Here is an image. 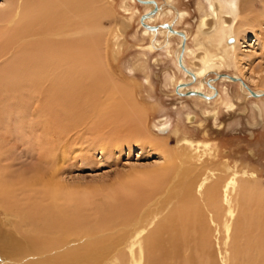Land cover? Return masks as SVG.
<instances>
[{
	"label": "bare ground",
	"instance_id": "6f19581e",
	"mask_svg": "<svg viewBox=\"0 0 264 264\" xmlns=\"http://www.w3.org/2000/svg\"><path fill=\"white\" fill-rule=\"evenodd\" d=\"M5 1L0 8V96L4 107L11 115L17 108L25 114L32 96L43 93L47 104L42 101L41 111L54 106L53 117L46 112L43 121L49 125L46 134L66 141L70 131L91 118L86 107L93 101L94 90L88 93L86 89L99 70L94 68L95 56L103 41L94 24L105 6L101 0ZM131 1L147 7L139 18L143 33L151 36L146 50L162 49L171 55L173 38H180L174 63L186 79L170 77L178 95H194L207 102L222 99L231 107L232 97L219 87V80H227L239 82L248 97H264L263 88L253 87L242 71V56L250 55L243 46L249 44L251 33L258 39L257 28L264 25V0H204L209 3L207 10L199 0L205 14L198 25L196 48L189 44L188 30L178 28L187 13L174 0ZM127 5L123 4L126 9ZM156 5L157 10L151 12ZM165 17L171 18L152 24ZM166 22L172 28L164 26ZM224 64L238 71L221 72ZM212 73L216 76L210 77ZM231 76L243 78L247 85ZM109 105L115 108V104ZM122 108L116 107L120 115ZM194 118L195 114L188 115L190 121ZM25 121L19 123L23 130L29 127ZM161 130L167 132L169 127ZM149 138L153 147L166 145ZM47 147L41 144L38 165L19 174L9 171L10 157L0 149V264H264V189L240 179L227 163H198L192 151L164 154L165 161L152 175L149 172L151 178L129 190L132 195L118 193L115 202L93 205L90 186L75 185L62 176L61 163L71 147ZM155 196L160 198L159 207L144 208ZM166 207L168 212L156 222Z\"/></svg>",
	"mask_w": 264,
	"mask_h": 264
},
{
	"label": "rangeland",
	"instance_id": "374dc122",
	"mask_svg": "<svg viewBox=\"0 0 264 264\" xmlns=\"http://www.w3.org/2000/svg\"><path fill=\"white\" fill-rule=\"evenodd\" d=\"M198 1L174 0L175 6L187 13L179 22L178 28L188 30L191 35L189 44L193 48L197 47L199 37L196 39V33L205 14L204 9H209L208 2L201 0L204 7L201 9V1ZM225 1L227 2L223 0L224 3ZM6 3L5 0H0V8ZM124 3L128 4V9L123 6ZM100 4L105 6L103 14L97 17L94 24L99 33L103 34L100 50L96 54L98 57L95 56L98 64L95 63L94 68L99 70L94 74V82H88L90 86L86 91L89 93L93 89L92 96H95L97 86L100 84L101 87L96 93L97 99L90 95L93 101L85 106L91 118L87 117L85 124L82 122L79 127L70 131L67 136L69 139L60 142L46 134L49 125L43 124V121L47 114L53 117L54 106L52 103L48 104V107L53 108L47 110V114L44 110L41 111L42 101L47 104L43 93L32 96L25 114L17 112V108L14 115L5 109L0 96V149L3 148L2 152H7L6 155L10 157L9 171L19 174L24 169L38 165L41 144L56 149L66 144L71 147V151L67 153L68 149H65L68 157L61 163L63 178L78 186H90L93 191L91 203L93 201V205H103L106 201L115 202L114 197L118 193L129 197L133 192L129 190L145 184L156 167L165 161L162 155L192 151L198 163H227L230 170L238 173L240 179L264 189V97H248L243 93L239 82L227 80H219V87L223 91L227 90L232 97L231 107L222 103V99L207 102L194 95H178L175 92V82L170 77H174L176 81L186 79L174 63L180 50V38H173L171 55H166L162 49L148 51L146 46L151 41V36L143 33L144 28L139 20L147 7L131 0H101ZM168 18L171 17L157 19L152 24L168 21ZM210 21L208 23L212 25L213 20ZM257 32L259 38L251 33V36L248 35L249 44L243 46L244 50L249 49L250 55L242 56V63L247 67L242 71L249 77L253 87L264 90V25L257 28ZM159 37L164 39L163 36ZM219 70L231 74L238 71L234 66L226 64ZM215 76V73L210 74V77ZM99 103L105 107L104 110ZM109 104H115V108L111 109ZM118 106L123 107L121 115L116 109ZM190 113L192 116L195 114L192 121L188 119ZM61 114L59 110V115ZM103 119L105 123H101ZM23 120L29 126L24 130L19 126ZM112 121H116L117 126ZM34 123L39 124L34 126ZM90 124L93 129L88 126ZM164 126H168L169 131L162 132L161 128ZM110 137L117 140V143ZM149 137L151 141L158 139L166 145L162 149L153 147ZM40 139H43L42 143ZM158 198L151 197L144 208L152 210L159 207ZM167 212L168 207L159 212L156 222ZM146 232L147 230L144 234Z\"/></svg>",
	"mask_w": 264,
	"mask_h": 264
},
{
	"label": "water",
	"instance_id": "95a60500",
	"mask_svg": "<svg viewBox=\"0 0 264 264\" xmlns=\"http://www.w3.org/2000/svg\"><path fill=\"white\" fill-rule=\"evenodd\" d=\"M142 1H151V2H155L156 3V1L155 0H142ZM157 10V5L151 10V12H155ZM146 14H144L143 15V17L145 16ZM145 24V26H149L150 28H157V25H147L146 23H144ZM164 26H169V27H171L172 28V26L169 24V23H164L163 24ZM178 33H180V34H183L184 36H185V34H184V32H182V31H177ZM180 63H181V65L185 68V69H187L188 70V68L184 65V63L182 62V57H180ZM233 79H236V80H238V79H240V80H242L246 85H247V83H246V81L243 79V78H241V77H237V76H231ZM251 91H252V93L254 94V95H258L259 93H257L255 90H253V89H251Z\"/></svg>",
	"mask_w": 264,
	"mask_h": 264
}]
</instances>
